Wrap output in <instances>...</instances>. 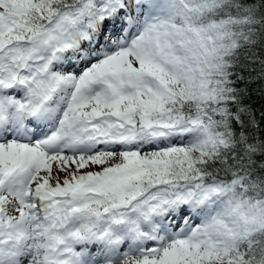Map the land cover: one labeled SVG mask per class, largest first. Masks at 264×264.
<instances>
[{
	"label": "snow or ice",
	"instance_id": "1",
	"mask_svg": "<svg viewBox=\"0 0 264 264\" xmlns=\"http://www.w3.org/2000/svg\"><path fill=\"white\" fill-rule=\"evenodd\" d=\"M0 264H264V0H0Z\"/></svg>",
	"mask_w": 264,
	"mask_h": 264
}]
</instances>
